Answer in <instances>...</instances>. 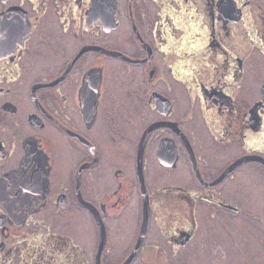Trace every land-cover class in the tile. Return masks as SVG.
Segmentation results:
<instances>
[{
	"label": "flooded vegetation",
	"instance_id": "flooded-vegetation-1",
	"mask_svg": "<svg viewBox=\"0 0 264 264\" xmlns=\"http://www.w3.org/2000/svg\"><path fill=\"white\" fill-rule=\"evenodd\" d=\"M2 186L0 264H264V0H0Z\"/></svg>",
	"mask_w": 264,
	"mask_h": 264
},
{
	"label": "water",
	"instance_id": "water-1",
	"mask_svg": "<svg viewBox=\"0 0 264 264\" xmlns=\"http://www.w3.org/2000/svg\"><path fill=\"white\" fill-rule=\"evenodd\" d=\"M25 187H24V191H23V194H25L26 192H27V188H29V189H32V186L30 185V184H27V185H24ZM1 190H4L5 192H7L6 191V189H8V187H4V186H2L1 188H0ZM16 193H19V194H22L21 193V190L20 189H18L17 191H16ZM31 193V192H30ZM33 193H35V192H33ZM26 202H27V204L28 205H35V203H34V201H35V199H34V196L33 195H29L28 197H26V199H24ZM36 200H38V199H36ZM21 201V198H11V199H9L8 200V203H19ZM102 241H104V239L102 238ZM101 249L99 248V251H98V256H100V254H101Z\"/></svg>",
	"mask_w": 264,
	"mask_h": 264
},
{
	"label": "rangeland",
	"instance_id": "rangeland-1",
	"mask_svg": "<svg viewBox=\"0 0 264 264\" xmlns=\"http://www.w3.org/2000/svg\"><path fill=\"white\" fill-rule=\"evenodd\" d=\"M60 224L61 225H65L66 224V222H64L63 220H61L60 219ZM79 230V229H78ZM77 230V231H78ZM77 231L76 232H73V230L72 229H70V230H66V233H68V235H72L73 236V233H75V235L77 234ZM74 238H75V240L80 244V245H82V246H87L90 242H89V238H88V236H87V232H86V230H84L83 228H82V230L79 232V234L77 235V236H73Z\"/></svg>",
	"mask_w": 264,
	"mask_h": 264
}]
</instances>
